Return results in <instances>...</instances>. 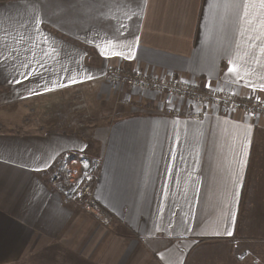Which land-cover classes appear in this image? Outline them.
<instances>
[{"label":"crops","instance_id":"1","mask_svg":"<svg viewBox=\"0 0 264 264\" xmlns=\"http://www.w3.org/2000/svg\"><path fill=\"white\" fill-rule=\"evenodd\" d=\"M111 68L264 98V0L0 2L1 101L31 106L0 122V264L257 263L264 119L174 117V100L105 82ZM65 152L99 159L111 222L50 185Z\"/></svg>","mask_w":264,"mask_h":264},{"label":"built area","instance_id":"2","mask_svg":"<svg viewBox=\"0 0 264 264\" xmlns=\"http://www.w3.org/2000/svg\"><path fill=\"white\" fill-rule=\"evenodd\" d=\"M103 80L113 86H126L139 93L172 99L176 107L174 117L201 120L208 108L240 112L250 118L264 119V98L256 94L237 96L226 87H204L176 74L151 75L141 72H124L120 68L107 69ZM184 106V109H180ZM99 159H88L80 153H62L57 157L50 174V185L62 191L68 199L77 200L81 208L102 223L112 220L94 198V179Z\"/></svg>","mask_w":264,"mask_h":264},{"label":"rangeland","instance_id":"3","mask_svg":"<svg viewBox=\"0 0 264 264\" xmlns=\"http://www.w3.org/2000/svg\"><path fill=\"white\" fill-rule=\"evenodd\" d=\"M21 1H24V0H21ZM10 2H17V1H10ZM2 3H7V2H2ZM28 7L30 8V6H28ZM20 12H21V14H23V12H25V14L28 13L27 10H25L21 7L18 10V14ZM29 13H30V10H29ZM9 90H10L9 87H0V122L1 121L6 122L8 119H10L12 117L14 119L15 124L20 125L23 122L22 119L29 117V115H30L29 111L31 110V106L27 102L15 103V102H3V101H1L2 98L4 97L3 95H5L6 92L8 93ZM50 104L53 105V102L52 101L49 102V105ZM77 105H78V107H76V108L79 109V111H81L80 114H83L85 111L84 110L85 107L83 106L84 103L79 102V104H77ZM9 112H11V114ZM103 122H107V121H103ZM80 131H81V129H80ZM260 245H262V246H261V248L257 249V251H260L261 252L260 255H262V256H257L255 258L257 260V263H255V264H264V261H262V258H264V255H263L264 254V243H261Z\"/></svg>","mask_w":264,"mask_h":264},{"label":"snow or ice","instance_id":"4","mask_svg":"<svg viewBox=\"0 0 264 264\" xmlns=\"http://www.w3.org/2000/svg\"><path fill=\"white\" fill-rule=\"evenodd\" d=\"M36 23L39 24V23H40V20L37 19V20H36ZM121 27H123V25H121ZM37 30H38V29H37ZM101 55H104V52H101ZM112 55H113V56H116V55H121V54L118 53V52H113ZM124 58H128V57H124ZM82 71H87V70H82ZM229 71L231 72V71H233V69L230 68ZM21 75H23V74H21ZM24 78H25V79H28L27 76H25ZM88 78H89V79H92L93 77H92L91 75H89ZM76 82H77V81H76L75 79H71V78H70V83H76ZM14 83H21V81H20V80H15ZM60 86H65V85L61 84ZM50 90H51V89H47V88L45 89V91H50ZM229 235H231V233H229Z\"/></svg>","mask_w":264,"mask_h":264},{"label":"trees","instance_id":"5","mask_svg":"<svg viewBox=\"0 0 264 264\" xmlns=\"http://www.w3.org/2000/svg\"><path fill=\"white\" fill-rule=\"evenodd\" d=\"M10 1H21V0H0V2H10Z\"/></svg>","mask_w":264,"mask_h":264},{"label":"bare ground","instance_id":"6","mask_svg":"<svg viewBox=\"0 0 264 264\" xmlns=\"http://www.w3.org/2000/svg\"><path fill=\"white\" fill-rule=\"evenodd\" d=\"M122 87V86H121ZM156 96V95H155Z\"/></svg>","mask_w":264,"mask_h":264}]
</instances>
